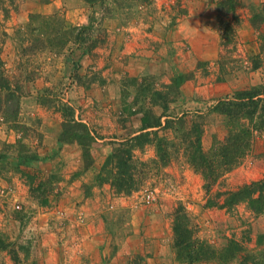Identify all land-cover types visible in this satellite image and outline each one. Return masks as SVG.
Here are the masks:
<instances>
[{"label": "rangeland", "instance_id": "obj_1", "mask_svg": "<svg viewBox=\"0 0 264 264\" xmlns=\"http://www.w3.org/2000/svg\"><path fill=\"white\" fill-rule=\"evenodd\" d=\"M184 1L0 0V84L8 81L15 92L11 100L0 94V264H188L173 249L180 205L202 240L242 247L228 263L199 264H264V213L247 203L208 208L192 164L196 129L207 155L227 135V118L212 111L216 103L264 84V0H234L230 14L219 10L224 0L196 6L207 16L199 41L177 28L194 6ZM90 24L93 31L78 40ZM213 34L219 45L205 60L193 47ZM161 114L182 121L160 131L167 141L160 157L157 142L135 152L157 167L139 191L116 195L101 176L107 158L140 133L143 118ZM71 119L95 133L90 147L60 142ZM263 177L264 130L212 194ZM148 190L156 194L151 204L144 202Z\"/></svg>", "mask_w": 264, "mask_h": 264}, {"label": "trees", "instance_id": "obj_2", "mask_svg": "<svg viewBox=\"0 0 264 264\" xmlns=\"http://www.w3.org/2000/svg\"><path fill=\"white\" fill-rule=\"evenodd\" d=\"M85 1L93 4L99 0ZM149 1L151 0H143L147 3ZM233 1H221L219 10H225L224 12L229 14L234 13L236 4ZM86 31L89 33L93 31L92 24L79 29L78 40H82ZM233 31V26L227 25V34L230 35ZM230 41L222 43L221 48L227 49L231 44ZM243 68H245V64L241 62L239 69ZM178 81L181 82L180 79H175L176 85L179 84ZM3 91L7 93L9 100L15 97L14 89L8 81L6 84L5 81L0 84V94ZM160 95L159 93L155 94L157 98ZM3 103L4 100L0 99V113L3 110ZM164 108L168 109V107ZM65 110L67 114H72L71 107H66ZM212 111L227 118V135L215 151L207 155L202 147L203 134L196 129L195 149L192 154V164L204 180V189L207 194L206 206L208 208L231 209L240 203H247L253 213L262 214L264 213V177L236 191H218L214 195L212 192L227 173L243 163L251 150L256 134L264 130V84L236 91L232 96L219 100ZM176 120L182 121V117L161 114L152 120L146 116L142 120L139 134L119 142L118 147L107 158L101 173L103 181L110 184L116 195L130 196L146 184L148 174L155 170L157 163L154 160V167L153 165L148 166L146 162L140 161L136 157L135 152L143 151L146 146L157 142V156L160 157V152L167 142L164 137L160 136V131L170 129ZM62 128L61 143H77L82 148H87L97 139L92 129L82 121L71 119L70 122H64ZM106 171L107 175L105 174L106 177H103ZM173 232V249L176 251L177 260L182 263H228L236 259L242 250L241 245L235 240H229V245L222 249L214 248L202 240L199 237L198 227L193 224L186 208L182 205L177 208L173 216ZM3 244H6L5 241ZM2 246L0 239V249Z\"/></svg>", "mask_w": 264, "mask_h": 264}, {"label": "crops", "instance_id": "obj_3", "mask_svg": "<svg viewBox=\"0 0 264 264\" xmlns=\"http://www.w3.org/2000/svg\"><path fill=\"white\" fill-rule=\"evenodd\" d=\"M155 1H159V0H155ZM182 1L185 2L184 0H182ZM172 2L174 3L173 4L174 7H177V5L180 4V0H172ZM190 3H193L194 6L189 7V12H188L189 14L187 13L184 15L185 18L180 20L181 24L177 25V28L180 30V32L187 34V36L188 35L190 37L192 36L193 39H195L196 41H199L198 36L200 35V33L202 34V32H199V31H201L200 26H204V24L206 23V20H207V16L205 14V9H204L205 7L203 9L201 8V9L196 11V6H199L200 4H203V3L206 4V3H208V1H206V0H204V1L191 0ZM183 7H185V4H183ZM200 13H201V15H200ZM193 16H195V17H193ZM192 24L195 25V28L191 27ZM210 37H211V35L207 36V38H205V40L202 43H199V45H194V47H193V48L198 47L199 49L203 50L201 52L203 53L202 56H204L203 59H205V60L209 59L208 57L206 58L205 56H209V55L211 56L213 50L215 51L214 54H216V50H217V47L219 45V39L216 37V35H214L212 39ZM154 38H155V40H162V39L158 38L157 35ZM161 43H164V42L162 41ZM137 45H139V44H137ZM128 51H131V50L128 49ZM140 72H143V71H140Z\"/></svg>", "mask_w": 264, "mask_h": 264}, {"label": "built area", "instance_id": "obj_4", "mask_svg": "<svg viewBox=\"0 0 264 264\" xmlns=\"http://www.w3.org/2000/svg\"><path fill=\"white\" fill-rule=\"evenodd\" d=\"M155 200H156V194H155L154 191L148 190V191L145 192V194H144V202L146 204H151Z\"/></svg>", "mask_w": 264, "mask_h": 264}]
</instances>
